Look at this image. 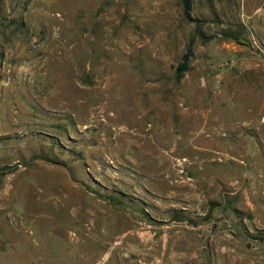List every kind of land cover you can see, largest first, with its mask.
I'll return each mask as SVG.
<instances>
[{
	"label": "rangeland",
	"instance_id": "rangeland-1",
	"mask_svg": "<svg viewBox=\"0 0 264 264\" xmlns=\"http://www.w3.org/2000/svg\"><path fill=\"white\" fill-rule=\"evenodd\" d=\"M190 15L0 0V264H264V0Z\"/></svg>",
	"mask_w": 264,
	"mask_h": 264
},
{
	"label": "trees",
	"instance_id": "trees-1",
	"mask_svg": "<svg viewBox=\"0 0 264 264\" xmlns=\"http://www.w3.org/2000/svg\"><path fill=\"white\" fill-rule=\"evenodd\" d=\"M181 7H182V14L183 17L188 21L195 23L197 22L193 19L190 15L191 12V0H180ZM228 38L234 41H240V38L236 35H228ZM192 52L190 49L183 55L181 62L176 67V79L180 80L181 77L184 75L185 72L189 70V59L191 58Z\"/></svg>",
	"mask_w": 264,
	"mask_h": 264
},
{
	"label": "crops",
	"instance_id": "crops-1",
	"mask_svg": "<svg viewBox=\"0 0 264 264\" xmlns=\"http://www.w3.org/2000/svg\"><path fill=\"white\" fill-rule=\"evenodd\" d=\"M163 238H160V239H154L152 235H148L146 234V238L145 240L142 242L143 246L141 250V253H142V257L141 258H138V257H135L137 259H135V261H140L139 263L141 264H151L150 262V259L153 258L155 255L154 252L156 250H158L159 247H165V244H162L163 243ZM167 251L169 252V248L167 247ZM137 251H134V255H138L139 253H137ZM147 256V258H145ZM171 258V262L174 260L175 256H174V250H171V254H169V258ZM156 261V260H155Z\"/></svg>",
	"mask_w": 264,
	"mask_h": 264
},
{
	"label": "bare ground",
	"instance_id": "bare-ground-1",
	"mask_svg": "<svg viewBox=\"0 0 264 264\" xmlns=\"http://www.w3.org/2000/svg\"><path fill=\"white\" fill-rule=\"evenodd\" d=\"M144 136V135H143ZM134 141V140H133Z\"/></svg>",
	"mask_w": 264,
	"mask_h": 264
}]
</instances>
